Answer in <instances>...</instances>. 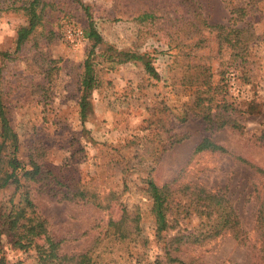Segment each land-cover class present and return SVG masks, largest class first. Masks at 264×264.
Returning a JSON list of instances; mask_svg holds the SVG:
<instances>
[{"label": "rangeland", "instance_id": "obj_1", "mask_svg": "<svg viewBox=\"0 0 264 264\" xmlns=\"http://www.w3.org/2000/svg\"><path fill=\"white\" fill-rule=\"evenodd\" d=\"M78 1L89 8L106 45L116 52L149 55L158 77L137 61L110 68L97 51L100 85L92 92L93 112L82 126L77 102L90 43L81 6L65 0L62 12L47 11L37 30L38 44L31 41L19 51L16 31L26 18L21 12L0 10V53L7 54H0V89L19 136V160L27 163L32 156L66 179L64 183H79L108 199L101 210L90 203L59 201L34 186V203L51 236L61 241V252L83 250L97 233L95 226L111 220L139 229L149 244L143 249L138 242L105 243L99 264H150L162 256L163 244L154 237L151 200L145 191L150 177L158 186L168 184L173 190L188 184L221 191L239 216L240 234L226 232L200 245H185L178 257L199 264H263L256 217L264 198L260 172H264V0ZM238 8L243 9V17ZM199 15L210 25L249 27L253 36L245 68L231 58L216 32L201 24ZM194 26L204 38L199 48L193 47L199 38ZM68 30L82 35L70 42ZM200 66L208 67L211 74L212 89L201 96L205 100L212 96V113L223 112L217 106L225 102L233 109L226 115L243 130H206L199 112L209 102L195 107L198 88L205 86L201 81L187 83ZM251 107L257 111L250 113ZM205 137L226 152L194 153ZM20 200L13 184L0 191V209L23 205ZM198 225L192 208L173 232L187 234ZM46 245L40 237L25 252L2 233L0 256L4 264H39L37 251Z\"/></svg>", "mask_w": 264, "mask_h": 264}, {"label": "trees", "instance_id": "obj_2", "mask_svg": "<svg viewBox=\"0 0 264 264\" xmlns=\"http://www.w3.org/2000/svg\"><path fill=\"white\" fill-rule=\"evenodd\" d=\"M65 0H5L0 5V10H11L21 12L25 16V24L16 31L15 49L21 50L31 41L37 45V30L44 23L47 11L62 12ZM77 2L86 14L87 39L90 48L83 61V71L80 76V96L77 102L79 121L84 126L87 118L92 114L91 95L96 90L100 82L97 78L96 52L101 51L99 57L113 68L130 61L141 62L145 71L158 77L153 68V58L147 54H139L132 50L115 51V49L104 43V40L97 30L96 24L92 19L89 8L78 0ZM239 17L244 16L243 9L238 8ZM199 21L209 29L216 32L217 38L222 45L230 49L231 58L240 66L248 61L249 42L252 40L253 32L249 27L210 25L200 15ZM241 19V18H240ZM196 35L201 34V30L194 26ZM53 34V33H51ZM204 44L203 36L193 44V47L199 48ZM115 53V54H114ZM1 54V53H0ZM6 57L7 54H1ZM199 72L187 79L190 85H196L198 81L205 87L198 88V97L195 107H201L204 101L209 102V107L199 112L206 130L215 132L223 127H229L236 131L243 130L242 125L231 117L226 115L227 104L224 102L222 111L212 113L210 102L212 96L206 98L201 95L208 93L212 89L210 83L211 74L209 68L200 66ZM1 84V81H0ZM3 93L0 89V191L8 185L16 186V194L20 195V203L17 207L12 205L10 209H0V235L7 233L13 247L19 250L27 251L34 240L44 237L46 247L37 251L39 264H99L100 253L105 247V243H116L118 245L130 242L138 244L146 249L149 240L142 237L139 229L123 227L111 220L97 224L95 229L97 233L83 250L71 254L61 252V241H56L50 234L47 221L41 216L33 200V188L39 193H46L59 201L90 203L103 210L106 208L108 199L100 197L96 192L85 189L83 185L70 181L64 183L66 179H60L55 176L50 169H45L43 164L37 162L34 157L29 156V161L23 163L18 158L20 140L19 136L10 124L7 109L3 102ZM216 107V106H215ZM217 108V109H218ZM233 110V109H230ZM257 111L254 107L250 108V113ZM204 151L226 152V149L213 142L210 138H203L195 147L194 153ZM264 174L263 171H260ZM150 200V214L154 219L155 234L154 237L158 243L163 244L164 253L157 256L150 264H199L186 262L176 255L181 247L185 245H200L206 240L216 238L226 232H231L235 236L240 234L241 222L235 209L227 196L221 191H212L199 185H183L173 190L168 184L158 186L150 177L146 179V189ZM12 203V202H11ZM195 209L199 218L198 227L187 234H181L177 229L180 221L187 218L190 209ZM257 233L261 240L260 251L264 257V198L259 205L256 217ZM99 229V230H98ZM0 253H2L0 249ZM132 261V260H131ZM5 263V258L0 256V264ZM139 264V261H136ZM264 264V263H263Z\"/></svg>", "mask_w": 264, "mask_h": 264}, {"label": "built area", "instance_id": "obj_3", "mask_svg": "<svg viewBox=\"0 0 264 264\" xmlns=\"http://www.w3.org/2000/svg\"><path fill=\"white\" fill-rule=\"evenodd\" d=\"M80 35H82L81 32L75 34V33H73L71 30H68L67 33H66V37H67V39H68L70 42H74V41H76V39H77Z\"/></svg>", "mask_w": 264, "mask_h": 264}]
</instances>
